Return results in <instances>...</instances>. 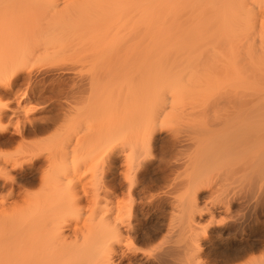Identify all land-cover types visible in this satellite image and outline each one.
I'll return each instance as SVG.
<instances>
[{
    "label": "rangeland",
    "instance_id": "1",
    "mask_svg": "<svg viewBox=\"0 0 264 264\" xmlns=\"http://www.w3.org/2000/svg\"><path fill=\"white\" fill-rule=\"evenodd\" d=\"M135 3L136 0H0V24L12 23L14 28L22 26L23 31L34 30L45 35L49 32L52 39L55 37L49 50L51 56L31 64L32 70L38 72L33 78L31 95L34 87L43 91H39L42 97L38 94L33 99L49 103V116L81 100L84 101L81 115L104 122L96 126L94 150L117 138L125 140L127 151L122 152L121 165L131 154L138 170L135 172L138 189L132 193L134 209L128 221L132 228L128 243L143 250L163 241L159 255L168 264L259 262L264 259V202L261 201L264 190L259 183L264 155L260 105L264 103L240 84L242 74L247 71L243 67L244 58L240 55L230 63V54L152 53L145 47L137 26ZM9 24L5 27H10ZM55 45L57 49L53 50ZM159 73L163 79L178 80L180 92H176L182 91L189 100L188 135L177 151L184 162L163 167L156 160L139 158L143 145L138 136L140 126L151 119L153 99L160 100L165 93L173 95L167 83L152 84ZM236 77L238 81L233 79ZM8 97L1 98V104H6ZM209 97L219 98L211 110L206 104ZM19 105L21 110L17 106L15 111L21 112L16 119L10 117L16 123L25 107ZM8 124L11 126L7 119L4 125ZM14 132L12 125L5 134L12 141L0 146V150L13 141L20 142L21 137L14 136ZM30 138L28 134L23 140ZM166 143L164 133H155L149 147L155 154ZM39 150V145L29 143L22 147L25 153ZM63 157L67 163L66 154L54 156L53 163H61ZM35 163L37 169L33 172L39 175L34 173L33 180L29 163L25 171L13 173L21 184L16 182L18 189L15 187L16 194L6 201L7 207L23 206L25 191L39 192L34 196L47 199L51 206L48 204L47 209L53 213L60 199L55 189L47 190L38 178L48 161L39 159ZM122 170L123 167L119 175L114 171L105 174L104 185L110 189L113 186L108 191L111 205L128 196ZM8 190L1 193L8 194ZM84 202L87 206L88 201ZM191 227L196 228L192 231ZM178 240L184 242L182 246L194 241L200 250L186 254L184 251L188 250L184 247L182 254L174 250L180 247L176 245ZM147 259L140 251L129 254L127 260H118L117 264H144Z\"/></svg>",
    "mask_w": 264,
    "mask_h": 264
},
{
    "label": "bare ground",
    "instance_id": "2",
    "mask_svg": "<svg viewBox=\"0 0 264 264\" xmlns=\"http://www.w3.org/2000/svg\"><path fill=\"white\" fill-rule=\"evenodd\" d=\"M135 5L138 14L137 26L141 29V37L146 43L145 47L151 50L152 53L230 54L232 55L228 58L230 63L237 61L236 59L242 55L244 58V60L242 59L244 62L243 67L245 66L247 71L244 70L246 73H243L241 70L243 78L238 77L243 81H240V84L242 82L241 85H245L249 92L254 93L253 95L264 103V0H136ZM5 25L4 23L0 24V76L13 77L15 83L20 80V75H17V73L22 67L51 56L49 50L54 46L52 41L55 40V37L52 39L50 35L53 34L49 32L46 35L43 34L45 32L41 33L28 29H24V31L26 30L24 32L22 26L14 28L15 25H12V23L9 24L10 27H5ZM55 48L57 49L56 45L53 50ZM37 73L36 70H31L28 75L33 79L38 75ZM160 75L159 73L154 78L153 85L158 86L167 83L173 94L177 93V90L180 92L178 80L172 78L166 80ZM233 79L237 80L238 78ZM234 82L232 81V83ZM36 89L34 87L32 98H34L33 96L37 98L38 94L39 97H42L40 94L43 91ZM244 91L243 93H245ZM9 95L7 91L0 92V104L1 98ZM158 100V98H154L152 101V112L149 116L151 119L160 114L162 105H156ZM260 100L258 101L260 102ZM21 105L23 104L21 103ZM17 106L21 110L20 105ZM260 106L262 118L264 119V104ZM9 108L11 107L9 106ZM15 110H12L11 116H7L4 115L7 110L0 109V129H7L6 131L0 130V146L12 141L9 137H5V134L12 126L13 120L10 117L15 118L21 112ZM44 118L39 117V119ZM7 119L11 126L9 124V126L4 125ZM30 119L33 120V123L24 126V122ZM17 123H21V131L28 134L36 128L43 129L45 127L34 117H26L22 121H17ZM15 133L16 129L14 136ZM25 136L22 138H25ZM28 159L31 160L29 164L31 165L32 174L28 173L32 175L30 177L33 180L36 174V171L33 172V170L37 169L35 162L40 158L33 160L29 156ZM63 159L66 161L63 157L61 163H53L54 174L52 179L51 177L47 180L44 179L45 165L38 177L40 184L47 190L55 189L53 191L57 192V198L60 199V203L53 213L49 211L50 208L47 209L50 206L49 203V205L47 204V199L42 200L39 197L30 195L28 191L27 193L25 191L23 206L15 207L16 204H10L11 206L8 205V208L7 204L9 203L6 201L13 194H16L15 191L18 186H16V183L12 184L9 180L0 179V201H3V203H0V261H25L30 262V264L32 262L34 264H104L108 259L116 262L127 260L129 254L124 249L129 247L127 238L132 228L128 221L132 209H134L132 206L134 201L132 195L134 194L132 193L138 189H136L138 181L128 190L127 199H119L112 205L108 191L112 190L113 186L110 189V186L106 184L91 199L88 197L81 199L78 195L71 196L64 192V187L69 180H72L73 175L69 174L67 163ZM6 164L7 162H4L2 166L6 167ZM26 164L28 163L21 162L18 166L14 165L12 167L11 176L15 181L17 177L13 176V173L18 170L23 171ZM140 167L142 168V166ZM136 171L138 170L136 169ZM5 189L9 190L7 191L8 194H4V196L1 192ZM101 192H106L107 195L102 196ZM85 200L92 205H84ZM12 206L14 208H11ZM86 207L89 208L88 211L85 210ZM192 228L194 227H191L193 231ZM114 233L119 234L121 243L111 245L110 241ZM177 243L176 245H180V247L174 250H179L178 252L187 249L189 252L184 251V253L190 254L195 253L197 249L200 250V246L194 241L186 242L189 244L185 243L187 247L182 246L184 243L182 240H178ZM131 244L133 245V243ZM109 246L113 248L111 257L105 255L106 248ZM184 247L185 249H183ZM182 251L180 253L183 254ZM166 252H164V256L169 251ZM174 255L177 256L178 254Z\"/></svg>",
    "mask_w": 264,
    "mask_h": 264
},
{
    "label": "snow or ice",
    "instance_id": "3",
    "mask_svg": "<svg viewBox=\"0 0 264 264\" xmlns=\"http://www.w3.org/2000/svg\"><path fill=\"white\" fill-rule=\"evenodd\" d=\"M44 63L47 62L44 61ZM31 70V64L22 67L17 73V75H20V80H17L15 83L13 82V77L0 76V92L7 91L10 94L8 102L0 104V109H6L7 112L4 115L11 116L12 110L22 103L25 107L22 109L21 120H24V117H33V114H38L35 119L45 125V127L43 129L36 128L31 131V138L24 141L22 137L28 135V133L21 131V123H16L15 120L12 121V125L16 129L15 135L20 136L21 140L19 143L13 141L7 145L5 150H0V179H6L15 184L16 181L11 176L12 167L14 165L18 166L21 162L31 163V160L28 159L31 156L33 160L40 158L41 160L48 161L43 174L44 179L47 180L54 174L53 157L56 156L58 158L61 154H66L68 172L73 175V179L69 180L64 187L66 194L71 196L78 195L81 199L84 197L91 199L104 187L105 174L114 171L119 175L121 167L124 169L122 179L126 181V190H130L131 186L136 183V165L131 154H129L128 160L121 165L120 157L122 152L127 151L125 140L117 138L106 144L103 148L94 150L96 126L104 122L97 121L91 116L81 115L84 107V101L81 100L73 101L70 107L49 116V103L32 98L33 79L28 75ZM218 99V97L208 98L206 101L208 110H211ZM188 104L189 100L183 93H174L172 96H168L165 93L156 102L157 106L162 105L160 114L144 122L138 129V136L143 145L139 158L156 160L161 167L168 163L178 164L184 162V158L177 155V151L181 149V141L188 135L187 129L189 126L186 121ZM9 105L12 107L9 108ZM41 116L45 118L39 119ZM32 123L33 120H26L24 126ZM0 130L6 131L7 129ZM155 133H164L167 143L162 145L153 154L149 146ZM24 143L39 145L40 150L36 153H25L22 151ZM2 162H7L6 167L2 166ZM73 170L75 171L73 172ZM81 173L83 176H81ZM83 177H87L88 179L84 180ZM259 183L262 190H264V155L261 157ZM81 184L84 185L83 188H81ZM73 185L75 186L73 187ZM116 190L119 191L118 186ZM30 195H39V192ZM261 201L264 202V195L261 196ZM0 203H3V201H0ZM117 243H121V240L119 234L114 233L110 244L115 245ZM162 244L163 241L158 245L141 250L129 242V247L124 249V251L128 254H131L133 251H142L143 255L148 258L144 261V264H168V261L162 259L159 255ZM117 251L119 250L117 249ZM105 255L108 257L113 255V248L111 246L106 248ZM0 264H30V262L0 261ZM104 264H117V262L108 259ZM242 264H264V259H261L259 262L247 260L243 261Z\"/></svg>",
    "mask_w": 264,
    "mask_h": 264
}]
</instances>
